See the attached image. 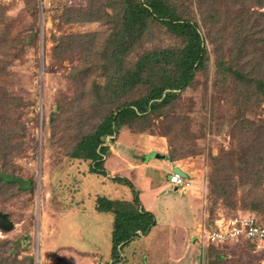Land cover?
<instances>
[{"label":"rangeland","instance_id":"1","mask_svg":"<svg viewBox=\"0 0 264 264\" xmlns=\"http://www.w3.org/2000/svg\"><path fill=\"white\" fill-rule=\"evenodd\" d=\"M173 1L198 22L208 49L209 66L195 76L190 86L179 92L170 107L152 118L154 129L145 123L149 127L144 134L162 136L168 148L169 138L165 134L173 133L171 139L178 147L183 145L185 156L178 157L173 163L183 165L192 173L193 185L185 192H193L198 198L196 207L200 211L206 210L207 215L205 223L194 232L173 228L168 233L164 223L155 219L156 223L148 233L128 243L126 260L121 264H264V253L253 250L245 242L215 246L213 251L220 254L211 258L207 253L209 245L202 244V238H193L203 225L208 226V222L222 214L250 212L264 223V213L242 206V175L239 169L234 171L228 164L231 158L241 164L249 150L248 137L253 135L247 132L242 135L233 130L235 110L224 99L223 87L217 88L213 74L216 54L226 53L229 40L238 33L246 42L242 54H248L249 64L262 61L264 47L254 46L251 41L255 36H264V17L259 14L264 11V5H253V1L243 3L242 0ZM86 2L0 0V30L3 32L0 38L6 40L0 45V58H6L2 54H15L6 61L7 72L0 76V85L27 102L23 121L28 148L16 162L21 175L34 182L31 193H21L8 200L0 196V211L6 212L13 222L10 230L0 228V241H13L12 255L19 261L27 262L29 257L32 264H59L60 259L64 261L62 264H86L90 259H97L95 264H103L110 256L108 217L103 215L104 219L98 225V221L89 223L86 220L89 210L85 214L61 213L66 205L76 204L85 195L95 199L98 195L119 193L117 189L106 187L103 176L82 173V169L86 170L85 165L67 156L66 147L72 138L70 125L76 123L77 117L74 112H61L55 107L58 96L64 94L71 98L74 95L75 86L69 72L78 64V60L68 57L53 58L56 39L67 33L108 28L100 21H66L74 9L81 8ZM247 7L253 12L244 15ZM65 8L70 10L64 11ZM206 10L218 16L216 22L215 18H202ZM238 15L243 17L234 19ZM169 41L170 35L156 27L145 46L163 45ZM250 109L243 112V123L247 119L262 123L264 104ZM53 113L51 123L49 117ZM53 130H56L54 135ZM213 177L226 183L234 178L239 186L233 191L228 187L232 195H223V199L222 195L211 192L217 183L214 180L212 183ZM123 187L129 191L127 186ZM235 199L236 203L232 205ZM8 246L0 244V248ZM78 252L81 253L79 257L76 256Z\"/></svg>","mask_w":264,"mask_h":264},{"label":"trees","instance_id":"2","mask_svg":"<svg viewBox=\"0 0 264 264\" xmlns=\"http://www.w3.org/2000/svg\"><path fill=\"white\" fill-rule=\"evenodd\" d=\"M250 1L253 5H264V0H242L243 3H252ZM244 10V15L253 12L248 11V7ZM259 14L264 17V11ZM242 17L238 15L234 19ZM202 18H215L216 22L218 16L206 10ZM66 21H100L108 26L105 31L61 35L56 39L52 54L54 59L78 60L69 72L75 86L74 95L68 98L63 94L55 102L61 112L71 111L77 117L76 123L70 125L72 138L66 154L85 165L86 170L82 169V173L104 176L106 172L101 164L106 138L120 131L146 133L145 129L150 125L154 129L152 118L170 107L179 92L190 86L199 72L208 68L210 57L198 22L180 10L173 0H87L84 6L74 9ZM156 27L164 29L171 41L145 46ZM3 41L6 40L0 38V45ZM228 43L226 53L216 54L214 59V80L217 88L223 87L224 99L235 110L233 130L242 135L246 132L253 135L248 137L249 150L241 164H236L234 158L228 164L232 170L241 172L242 206L264 213V119L260 120L262 123L249 119L245 123L242 121L245 110L264 104V58L257 64H249L248 54H242L246 42L241 33L234 35ZM251 43L264 47V36H255ZM2 55L6 58H0V76L6 74V61L15 54ZM26 105L23 97L0 85V196L5 200L33 190V180L21 175L16 162L28 148L23 121ZM54 115L49 117L51 123ZM55 133L53 130V135ZM172 134H165L169 140L163 154L170 162L185 156L183 145L178 147L171 139ZM211 179L212 183L217 182L211 190L217 196H231L228 187L233 191L239 186L234 178L227 183L214 177ZM113 182L131 186L119 178H113ZM236 200L231 204L234 205ZM95 205L99 212L113 216L111 261L103 264H119L124 246L148 233L156 223L155 217L141 207L136 194L131 199L98 195ZM213 221L207 225L212 226ZM0 244L9 245L0 248V264H32V258L23 262L12 255L13 241L5 239ZM247 244L253 249L252 244ZM215 246L218 245L208 246V257L220 254L213 251Z\"/></svg>","mask_w":264,"mask_h":264},{"label":"crops","instance_id":"3","mask_svg":"<svg viewBox=\"0 0 264 264\" xmlns=\"http://www.w3.org/2000/svg\"><path fill=\"white\" fill-rule=\"evenodd\" d=\"M106 150L102 155V168L106 172L102 182H106V187H112L119 190L118 194L106 195L112 199H131L137 195L141 207L150 211L155 219L164 223L167 232L174 229L192 231L198 229L199 225L205 223L206 210H198L196 207L198 198L192 191L182 192L173 186L167 179L169 172L174 166H179L187 177L192 179V173L177 162L173 163L166 159L163 154L166 153V144L162 136L148 135L144 133H134L129 131H120L115 136H109L105 141ZM113 178L126 180L131 186L123 183L113 182ZM193 180V179H192ZM101 182V181H100ZM126 182V183H127ZM123 186H127V192ZM87 191L86 193H88ZM91 200L88 208V202ZM175 201H179L174 203ZM179 205V206H178ZM90 211L86 220L98 221V225L103 220V215L108 217L106 222L110 226L111 242V224L113 216L110 213L99 212L96 209L95 199L88 195L80 198L76 204H68L61 210L62 214L71 212L73 214L87 213ZM184 211V212H183ZM107 215V216H106ZM184 216V217H183ZM183 217V218H182ZM196 236L193 238L195 239ZM128 247V245H126ZM124 246L119 264L126 260ZM69 247V246H68ZM72 249V248H70ZM111 249V244H110ZM74 251V249H72ZM111 252V250H110ZM81 254L80 252L77 253ZM97 260V259H96ZM96 260H88L86 264H95ZM111 261L109 259L106 260ZM104 261V262H106ZM100 262V260H99ZM103 262V263H104ZM64 263L60 259L59 264Z\"/></svg>","mask_w":264,"mask_h":264},{"label":"built area","instance_id":"4","mask_svg":"<svg viewBox=\"0 0 264 264\" xmlns=\"http://www.w3.org/2000/svg\"><path fill=\"white\" fill-rule=\"evenodd\" d=\"M168 181L185 192L192 187L193 182L177 172H169ZM206 245L245 242L253 245V250L264 253V223L250 212H239L220 215L213 221L212 226L203 225L196 235Z\"/></svg>","mask_w":264,"mask_h":264},{"label":"water","instance_id":"5","mask_svg":"<svg viewBox=\"0 0 264 264\" xmlns=\"http://www.w3.org/2000/svg\"><path fill=\"white\" fill-rule=\"evenodd\" d=\"M173 172H177L185 177H187V173H185L179 166H174L172 169ZM13 227V222L7 217L6 213L0 212V228L3 230H10Z\"/></svg>","mask_w":264,"mask_h":264}]
</instances>
